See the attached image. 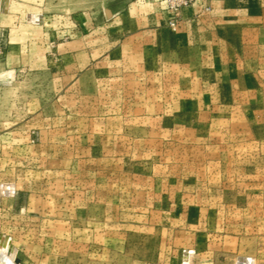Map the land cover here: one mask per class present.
I'll return each mask as SVG.
<instances>
[{
  "label": "rangeland",
  "instance_id": "374dc122",
  "mask_svg": "<svg viewBox=\"0 0 264 264\" xmlns=\"http://www.w3.org/2000/svg\"><path fill=\"white\" fill-rule=\"evenodd\" d=\"M0 182L19 264H264V0H10Z\"/></svg>",
  "mask_w": 264,
  "mask_h": 264
},
{
  "label": "bare ground",
  "instance_id": "6f19581e",
  "mask_svg": "<svg viewBox=\"0 0 264 264\" xmlns=\"http://www.w3.org/2000/svg\"><path fill=\"white\" fill-rule=\"evenodd\" d=\"M1 2V0H0ZM10 0H5L4 11L0 13H5L8 11ZM32 14L28 17L31 20ZM14 185L8 182H0V195H13ZM17 249L9 242V238L6 234L0 235V264H19L17 257ZM192 250L188 249L185 251V262L183 264H192ZM236 264H244V261L238 262ZM246 264H254L253 258H248Z\"/></svg>",
  "mask_w": 264,
  "mask_h": 264
},
{
  "label": "water",
  "instance_id": "95a60500",
  "mask_svg": "<svg viewBox=\"0 0 264 264\" xmlns=\"http://www.w3.org/2000/svg\"><path fill=\"white\" fill-rule=\"evenodd\" d=\"M4 6H5V0H1V2H0V12L4 11ZM30 17H31V22L40 23L39 15L32 14ZM246 260H248V257L239 256V257H237L236 261H238V262L245 261L246 262Z\"/></svg>",
  "mask_w": 264,
  "mask_h": 264
},
{
  "label": "built area",
  "instance_id": "2783aa9c",
  "mask_svg": "<svg viewBox=\"0 0 264 264\" xmlns=\"http://www.w3.org/2000/svg\"><path fill=\"white\" fill-rule=\"evenodd\" d=\"M196 0H169V2L172 3V6L176 9L177 7H179L180 5H188L192 2H194ZM208 7L206 6L205 9H207ZM172 25L174 24L173 21H171Z\"/></svg>",
  "mask_w": 264,
  "mask_h": 264
},
{
  "label": "crops",
  "instance_id": "0c3cea01",
  "mask_svg": "<svg viewBox=\"0 0 264 264\" xmlns=\"http://www.w3.org/2000/svg\"><path fill=\"white\" fill-rule=\"evenodd\" d=\"M250 258V257H249ZM244 264H246V262H244ZM254 264H255V262H254Z\"/></svg>",
  "mask_w": 264,
  "mask_h": 264
}]
</instances>
